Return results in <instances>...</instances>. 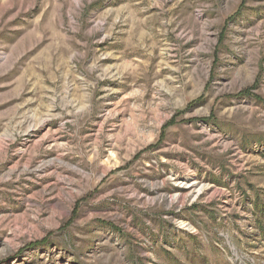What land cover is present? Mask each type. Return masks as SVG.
I'll return each mask as SVG.
<instances>
[{
	"label": "rangeland",
	"instance_id": "374dc122",
	"mask_svg": "<svg viewBox=\"0 0 264 264\" xmlns=\"http://www.w3.org/2000/svg\"><path fill=\"white\" fill-rule=\"evenodd\" d=\"M0 264H264V0H0Z\"/></svg>",
	"mask_w": 264,
	"mask_h": 264
},
{
	"label": "trees",
	"instance_id": "16d2710c",
	"mask_svg": "<svg viewBox=\"0 0 264 264\" xmlns=\"http://www.w3.org/2000/svg\"><path fill=\"white\" fill-rule=\"evenodd\" d=\"M44 242H45V241H44ZM44 242H42V243H44ZM39 243H40V241H39V242H35L34 244L37 245V244H39ZM42 243H41V244H42Z\"/></svg>",
	"mask_w": 264,
	"mask_h": 264
}]
</instances>
